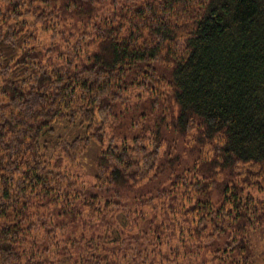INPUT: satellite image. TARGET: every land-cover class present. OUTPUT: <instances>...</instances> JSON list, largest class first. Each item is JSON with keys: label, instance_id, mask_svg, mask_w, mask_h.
Here are the masks:
<instances>
[{"label": "trees", "instance_id": "trees-1", "mask_svg": "<svg viewBox=\"0 0 264 264\" xmlns=\"http://www.w3.org/2000/svg\"><path fill=\"white\" fill-rule=\"evenodd\" d=\"M101 1L0 0V264H115L120 245H127L119 230L95 235L77 213L87 207L107 217L119 210L125 224L133 222L123 203L148 180L153 167L145 159L158 148L149 152L137 141L107 148L97 161L94 190L80 201L83 185L62 162L76 164L90 139L58 143L57 154L48 156L52 162L41 156V140L57 122L81 119L94 130L93 139L103 141L101 127L116 104L135 81L145 85L158 64L172 62L176 132L184 136L196 122L199 142L222 143L207 175L231 173L239 164L264 168V0H135L123 7L120 21L100 17ZM38 27L67 41L69 51L36 48ZM173 48L181 54L167 60ZM182 175L171 186L185 185ZM258 179L264 182V175ZM226 181L218 207L207 183L195 182L186 193L195 199L186 197L188 232L211 255L209 263L196 264H241L249 250L241 233L264 224V204ZM31 207L58 213L50 219L54 226L42 221L38 231L83 234V222L84 236L59 240L64 247L36 236L29 248L17 250Z\"/></svg>", "mask_w": 264, "mask_h": 264}, {"label": "rangeland", "instance_id": "rangeland-1", "mask_svg": "<svg viewBox=\"0 0 264 264\" xmlns=\"http://www.w3.org/2000/svg\"><path fill=\"white\" fill-rule=\"evenodd\" d=\"M147 1L153 0H137L136 2L143 4ZM134 2L135 0H120V2L112 4L109 0H102L97 7V12L102 19L112 17L116 21H120L123 7H132L135 4L131 3ZM37 30L38 35L34 42L36 48L45 50L52 45H57L63 53L69 51L66 45L67 41L60 37L52 38L40 27ZM66 34L69 32L67 31ZM62 44L64 46H61ZM173 53L177 55L180 52L178 53V50L173 48L171 53H165L167 60H170ZM172 69V62L158 64L154 71L149 73L145 85L141 84V80L130 85L131 88L129 87L130 89L125 93L123 100L116 104L113 115L105 120V125L103 124L101 127L104 134L103 141L94 140L92 136L94 130L88 128L81 119L70 124L66 123V120L57 122L53 126V131L41 140V156L52 162V157L48 156L57 154L56 145L58 143L73 141L79 137L90 139L76 164L62 162L63 170H66L83 185L80 201L94 190L97 161L107 148L110 146L121 148L124 143L132 146L136 141L138 145L144 146V150L147 149L149 152H154L158 148L159 154L148 155L145 159L147 166L153 167L149 172L148 180L135 187L123 203L122 209L133 213V222L125 224L121 220V211L119 210H112L107 217L104 216L106 214L100 211L93 212L87 207L85 210L82 209V213L80 211L77 213L78 218H83L86 222L93 224L91 227H93L95 235L106 233L114 236L115 230H119L120 242L127 245H120L124 248L115 264H196L199 260L209 263L211 258L209 251L190 235L192 234L188 232L190 225L184 214V211L190 206L186 197L192 201L195 200L186 194L192 189L195 182L202 181L205 183L204 187L206 183L208 184V197L210 196L214 207H218L222 203V191L225 190L224 182H222L224 178H227L226 184L229 188L242 190L244 196H252L264 204V182L258 179V175H264L263 167L260 170L251 164H239L231 173L207 175V172L211 170L210 166H214L216 148L222 144L220 139L199 142L200 127L196 122L184 136L179 135L173 128L172 121L175 120L177 109L173 102V90L170 84ZM42 146H46L47 153ZM250 168H253L252 172L249 171ZM185 171L188 174H185ZM182 173L181 178L185 185L182 186L179 183V186H171L170 182L175 181ZM73 201L72 198L71 203ZM80 201L75 202L80 206ZM33 207L28 210L26 218L21 221V234L17 237L15 245L17 250L24 251L29 248L31 243L37 240V237L40 240L46 239L47 243L64 247V244L59 240H64L67 236L70 238L84 236L88 223L83 222H79L80 228L84 227L83 234L80 233V230L67 231L60 227L48 232L38 231L37 225L42 221L54 226L52 221L50 223V219L58 217V213L35 211ZM87 212H89L88 215ZM261 212L264 213V209ZM178 221L181 224H178ZM248 233L251 242L258 246L264 240V224L251 227ZM22 251L20 252L22 253ZM116 252L118 253V251ZM197 254L201 257L197 258ZM123 255H126L128 259L122 260Z\"/></svg>", "mask_w": 264, "mask_h": 264}, {"label": "clouds", "instance_id": "clouds-1", "mask_svg": "<svg viewBox=\"0 0 264 264\" xmlns=\"http://www.w3.org/2000/svg\"><path fill=\"white\" fill-rule=\"evenodd\" d=\"M242 242H249L248 255L244 257L241 264H264V240L255 245L250 240L249 233H241Z\"/></svg>", "mask_w": 264, "mask_h": 264}]
</instances>
